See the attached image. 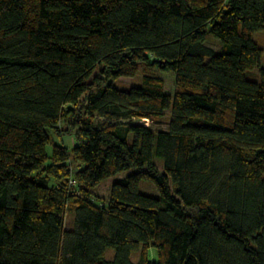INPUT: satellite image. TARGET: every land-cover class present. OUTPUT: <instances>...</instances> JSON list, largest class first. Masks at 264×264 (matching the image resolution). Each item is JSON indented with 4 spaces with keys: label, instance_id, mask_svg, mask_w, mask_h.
I'll list each match as a JSON object with an SVG mask.
<instances>
[{
    "label": "trees",
    "instance_id": "obj_1",
    "mask_svg": "<svg viewBox=\"0 0 264 264\" xmlns=\"http://www.w3.org/2000/svg\"><path fill=\"white\" fill-rule=\"evenodd\" d=\"M260 30L264 0H0V264H264Z\"/></svg>",
    "mask_w": 264,
    "mask_h": 264
},
{
    "label": "rangeland",
    "instance_id": "obj_2",
    "mask_svg": "<svg viewBox=\"0 0 264 264\" xmlns=\"http://www.w3.org/2000/svg\"><path fill=\"white\" fill-rule=\"evenodd\" d=\"M253 38L259 44V46L263 49V54L261 58V67L264 68V30L254 32ZM205 43L209 47H212L217 53L220 52V46H221L220 42L216 37L213 36L212 33H207V40ZM143 70H144V65H141L135 76L119 77L113 80V83L116 87L120 89H130L135 86H141L143 84V74H144ZM155 70L158 73V75L164 80L166 92L169 94H172L174 91V79H175L173 72L163 71L158 68H155ZM96 73L99 75L98 70H96ZM245 77L248 79L259 81L261 79L260 67H255L254 69H249L245 71ZM171 112L172 110L168 109L161 116L154 117L153 119H143V120L133 119L132 123L142 124L144 126H150L154 130L167 129L169 127ZM54 139L57 143H63L68 148H71L75 143H77V140L74 136H64L61 140H59L56 136H54ZM47 151L48 152L52 151V145H49L47 147ZM154 161L159 166L160 171H163L164 160L155 155ZM134 171H136V169L131 168V169L119 172L116 175L103 179L97 186H95L92 189L93 198L98 199L97 196H100V199H102L103 201H107L110 195L112 183L115 180L123 178ZM140 191L148 195L158 196L157 188L154 185V183H152L151 181L142 180L140 183ZM65 227L69 230L74 229L75 227V214L74 213L67 215ZM105 256L107 259H111L114 256V249L108 248L106 250ZM149 257L151 260L158 259L156 248H153V247L150 248ZM131 258L134 262H138L139 252L133 253Z\"/></svg>",
    "mask_w": 264,
    "mask_h": 264
},
{
    "label": "built area",
    "instance_id": "obj_3",
    "mask_svg": "<svg viewBox=\"0 0 264 264\" xmlns=\"http://www.w3.org/2000/svg\"><path fill=\"white\" fill-rule=\"evenodd\" d=\"M75 184H76L75 179L71 178L70 179V185H75Z\"/></svg>",
    "mask_w": 264,
    "mask_h": 264
}]
</instances>
